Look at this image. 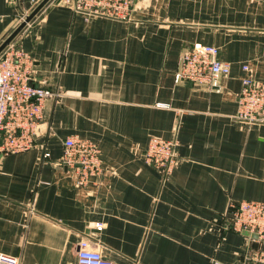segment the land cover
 <instances>
[{
	"label": "crops",
	"instance_id": "1",
	"mask_svg": "<svg viewBox=\"0 0 264 264\" xmlns=\"http://www.w3.org/2000/svg\"><path fill=\"white\" fill-rule=\"evenodd\" d=\"M40 1L0 0V43ZM13 40L31 81L60 95L34 145L0 155V252L76 264L89 237L113 264H257L256 240L222 214L264 200V123L235 118L241 78L264 79V0H138L128 18L48 0ZM206 44L229 66L217 88L176 82L181 53ZM70 135L100 149L83 184L59 161ZM152 136L177 139L167 174L143 158Z\"/></svg>",
	"mask_w": 264,
	"mask_h": 264
},
{
	"label": "built area",
	"instance_id": "2",
	"mask_svg": "<svg viewBox=\"0 0 264 264\" xmlns=\"http://www.w3.org/2000/svg\"><path fill=\"white\" fill-rule=\"evenodd\" d=\"M138 0H74L78 10H88L116 18H128ZM24 18V16L22 17ZM217 47L196 45L181 53L174 80L208 84L217 88L218 78L229 72L227 63L217 59ZM28 53L12 40L0 53V155L22 152L34 145V137L42 117L46 98L59 96L57 90L39 86L30 79ZM248 71L247 65H242ZM235 118L247 123H264V79L250 75L241 78L237 94ZM59 157L76 175L77 184H83L93 174L103 171L100 149L89 139L70 135L63 139ZM176 138H149L144 160L167 174L177 161ZM43 156H48L44 152ZM222 218L229 228L237 232L253 234L257 246L249 252L247 260L264 264V200L243 199L230 201ZM94 229H102L94 222ZM0 264H20L17 256L0 252ZM76 264H113L99 250V243L89 237L79 240ZM211 264H225L212 260Z\"/></svg>",
	"mask_w": 264,
	"mask_h": 264
},
{
	"label": "water",
	"instance_id": "3",
	"mask_svg": "<svg viewBox=\"0 0 264 264\" xmlns=\"http://www.w3.org/2000/svg\"><path fill=\"white\" fill-rule=\"evenodd\" d=\"M48 0H41L20 22L19 24L5 37L0 43L1 51L14 39L21 29L34 17V15L46 4ZM245 234H248L245 232ZM251 236H254L251 234Z\"/></svg>",
	"mask_w": 264,
	"mask_h": 264
}]
</instances>
